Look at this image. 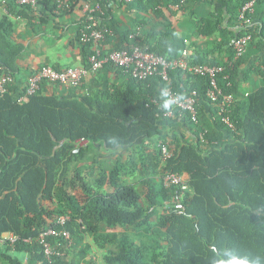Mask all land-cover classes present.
<instances>
[{
    "label": "trees",
    "instance_id": "1",
    "mask_svg": "<svg viewBox=\"0 0 264 264\" xmlns=\"http://www.w3.org/2000/svg\"><path fill=\"white\" fill-rule=\"evenodd\" d=\"M16 1L4 0L11 15L33 12ZM58 1L38 0L37 8L67 10L76 0ZM97 1L106 15L109 0ZM198 1L169 0L173 9L162 0L156 2L151 16L159 29L137 22L123 42L109 50L104 49L111 33L106 31L98 43L101 54L137 46L167 60L180 59L188 45L177 36L171 17ZM206 1L215 4L216 15L200 21L196 36L208 38L210 48L205 53L193 51L188 67L224 68L216 82L222 93L233 96L225 115L232 129L221 122L220 102L206 97L208 76L171 68L169 83L164 84L157 78L134 79L112 64L92 71L88 59L93 45L82 43L80 32L81 68L88 75L115 70L125 78V86L80 96L77 88L42 82L24 102L19 100L26 82L23 87L12 79L5 86L0 93V236L12 233L18 240L0 243V264H49L40 236L50 229L69 232L71 240L69 246L62 238L45 237L51 247L61 245L62 255L52 264H81L91 252L86 238L104 251L103 264H214L225 249L259 257L264 264V59L255 69L263 86L242 96L238 79L244 56L233 61L231 47L246 32L259 52H264V42L257 29L230 33L223 28V14L235 21L236 28L241 8L251 0ZM140 3L133 0L127 10L139 11ZM105 15L96 13L101 19L98 28L111 31L102 23ZM10 32L9 19L3 15L1 43L8 42ZM217 33L220 40L211 42ZM224 47L227 59L210 63L208 55ZM0 64L4 66L1 49ZM43 67L48 65L34 73ZM166 86L182 98L196 93V123L180 111H174L170 120L159 118L154 102L162 106ZM161 147L169 158L164 159ZM118 153L126 155L117 157ZM109 156L115 163L106 168ZM168 175L183 178L186 189L164 187ZM63 218L68 220L61 225ZM88 264H96L94 255Z\"/></svg>",
    "mask_w": 264,
    "mask_h": 264
},
{
    "label": "crops",
    "instance_id": "2",
    "mask_svg": "<svg viewBox=\"0 0 264 264\" xmlns=\"http://www.w3.org/2000/svg\"><path fill=\"white\" fill-rule=\"evenodd\" d=\"M20 0L16 1L19 4ZM67 2V0H65ZM133 1V0H132ZM141 3L138 5L139 11L129 12L127 9L128 3L124 0H109L108 12L105 15L102 13L99 2L97 0H76L70 3V9L62 11H45L38 8L31 10L32 13L22 14L21 16L11 15L5 5L4 0H0V17L7 16L11 24L10 37L8 42L1 43V56L4 61V68L13 77V82L22 83L23 87L28 77L38 70L43 65L53 66L60 69L81 68V50L78 42V34L85 20V9L95 10L101 15H105L102 23L113 28L107 29L109 34L107 43L104 42V49L109 50L115 46H119L127 32L132 30L136 23H147L148 28L159 29L158 22L154 21L151 16V8L156 7V2L146 3V0H138ZM166 2L168 8H172L169 0ZM64 2V4L66 3ZM63 3L58 1V4ZM132 3V2H131ZM130 4V3H129ZM38 5V4H37ZM69 5V4H66ZM214 3L201 0L193 4H187L184 11L175 12L171 17L174 27L177 31V36L184 40L188 45L189 54L193 51L206 52L209 39L201 36H196V30L202 20H212L215 17ZM28 6V5H27ZM59 7V6H58ZM69 7V6H68ZM146 9L149 12H146ZM157 9L165 8L158 6ZM173 9V8H172ZM106 13V11H104ZM250 23L247 30L257 29L261 33L262 41L264 42V0H258L254 3L250 13ZM223 28L232 33L235 29V21L223 14ZM98 20V23L101 22ZM220 40L219 34H215L211 38ZM1 40V38H0ZM150 41L149 44H152ZM244 54V65L241 68L239 76V90L241 95L247 96L250 92L256 91L263 86V79L255 69L260 65L261 59H264V52H259L255 46V41ZM214 48V46H213ZM19 50V51H17ZM223 50L218 53L208 55V59L212 62L223 63L227 59V54ZM31 58H30V57ZM168 63L177 61L176 59L167 60ZM252 69L249 73L247 70ZM248 74L244 81V75ZM169 83V82H168ZM125 78L119 75L117 71L107 69L100 73L89 74L82 85L77 87L76 94L83 96L89 91L110 90L114 86H125ZM180 120V119H179ZM162 121V120H161ZM189 138V135H187ZM187 179V176H184ZM6 234V233H5ZM91 253H88L84 258H81V264H88L91 261Z\"/></svg>",
    "mask_w": 264,
    "mask_h": 264
},
{
    "label": "built area",
    "instance_id": "3",
    "mask_svg": "<svg viewBox=\"0 0 264 264\" xmlns=\"http://www.w3.org/2000/svg\"><path fill=\"white\" fill-rule=\"evenodd\" d=\"M125 3H131L132 0H124ZM257 0H251L247 2L240 10L239 13V24L236 27L237 33L242 31H248V25L250 23V13L252 7ZM38 0H20V5H28L33 9L37 8ZM60 7V5H59ZM96 11L90 10L88 7L85 9V20L83 22V29L80 30V41L84 44L91 43L93 45V52L88 59L90 64V69L92 71H97L103 68L106 64H112L123 73L131 75L134 79L145 81L151 78L160 79L164 84H168V70L171 68H181L182 70H188L194 75L198 76H208L210 78V86L207 90L206 97L212 103L220 102V112L223 113L221 117V122L232 129V125L226 115L231 103L234 101L233 96L230 94L222 93L221 89L218 87L216 82V75L222 73L224 68L219 67H188V57L189 51L186 49L182 52L180 59L174 62L168 63L162 56L156 55L146 50H142L137 46L132 47L130 50L122 51H112L106 54H101L99 50L98 43L104 39V33L108 31L107 29L100 30L98 28V20L96 18ZM139 29L137 28L136 35ZM135 35H130V39H134ZM251 43V35L247 32L242 36H237L232 42L231 47L234 53L233 61L239 60L246 53L249 45ZM88 76L87 69L84 68H67L61 72H58L51 67H43L37 73L28 77L26 81V92L25 95L20 98L19 102L26 101L29 97L34 96L40 89V84L42 82L58 84L65 89L77 88ZM228 77H225L227 79ZM12 82L10 75L6 73L4 66L0 64V93L5 92V86ZM164 91L168 93V99H172L175 102L172 104L171 108L168 110H163L162 106L157 102H154L158 107V116L160 119H172L174 117V111L185 112L189 114L193 122H197L196 113V93L192 92L185 97H180L176 92H174L170 87L166 86ZM201 137V136H200ZM161 151L164 159L169 158V154L165 147H161ZM164 187L171 186H181L182 189H186L183 178L176 175H168L163 179ZM68 219L63 218L59 221L63 225ZM46 236L62 238L64 241L68 242L70 246V234L67 231H56L54 229L48 230L46 233L40 236L41 244L43 245V254L49 264H52L53 258L61 256L60 246L55 244L51 247L45 242ZM18 238L12 233L2 234L0 236V243H10L14 244ZM73 257V254H71ZM71 260V258L69 259ZM26 264V261L23 263Z\"/></svg>",
    "mask_w": 264,
    "mask_h": 264
},
{
    "label": "clouds",
    "instance_id": "4",
    "mask_svg": "<svg viewBox=\"0 0 264 264\" xmlns=\"http://www.w3.org/2000/svg\"><path fill=\"white\" fill-rule=\"evenodd\" d=\"M162 108L168 110L175 102L172 99H167L168 93L162 92ZM214 264H262V259L259 257H249L247 255H241L232 249H225L215 260Z\"/></svg>",
    "mask_w": 264,
    "mask_h": 264
},
{
    "label": "rangeland",
    "instance_id": "5",
    "mask_svg": "<svg viewBox=\"0 0 264 264\" xmlns=\"http://www.w3.org/2000/svg\"><path fill=\"white\" fill-rule=\"evenodd\" d=\"M98 154H103V151H99ZM125 155H126L125 153H118L117 157H124ZM100 157H101V160H103L102 155H100ZM105 159L108 161V162L104 161L106 164L105 165L106 168L112 167L113 164L115 163L114 157L112 158L109 156L108 158L105 157ZM85 242L87 244H90V246H91V252L90 253L92 255H94V261L96 262V264H103L102 255H103L104 251L102 249H100L99 247H97L89 238H86Z\"/></svg>",
    "mask_w": 264,
    "mask_h": 264
}]
</instances>
